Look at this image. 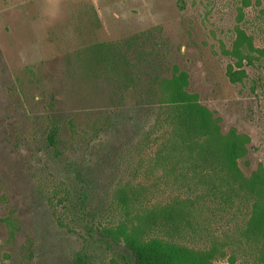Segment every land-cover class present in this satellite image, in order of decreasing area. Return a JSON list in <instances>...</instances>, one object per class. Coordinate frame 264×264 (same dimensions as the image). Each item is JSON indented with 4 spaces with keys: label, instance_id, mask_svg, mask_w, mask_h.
Returning a JSON list of instances; mask_svg holds the SVG:
<instances>
[{
    "label": "rangeland",
    "instance_id": "374dc122",
    "mask_svg": "<svg viewBox=\"0 0 264 264\" xmlns=\"http://www.w3.org/2000/svg\"><path fill=\"white\" fill-rule=\"evenodd\" d=\"M248 1L0 0V264H108L120 250H107L90 227L194 197L155 164L171 130L164 111L136 94L152 68L186 72L188 91L222 132L249 137L243 174L264 168V58L243 64L241 83L226 76L235 26L264 48V0ZM99 43H120L131 65L125 102L114 73L93 66ZM53 118L67 142L61 157L45 142ZM246 204H207L194 229L153 235L195 249L233 241ZM246 263H253L249 247L237 253L236 264Z\"/></svg>",
    "mask_w": 264,
    "mask_h": 264
},
{
    "label": "trees",
    "instance_id": "16d2710c",
    "mask_svg": "<svg viewBox=\"0 0 264 264\" xmlns=\"http://www.w3.org/2000/svg\"><path fill=\"white\" fill-rule=\"evenodd\" d=\"M241 1L243 7L249 5L248 0ZM242 17L240 8L239 23ZM234 33L232 48L224 54L235 60L234 65H228L226 76L236 84L246 77L243 64L252 65L264 58V48H255L251 37L238 25ZM119 44L99 43L90 52L94 68L114 73L119 99L125 102L131 89V65L120 53ZM151 70L144 74L147 85H141L136 94L140 99L145 98L150 108L164 111L171 130L156 153L155 164L166 175H175L186 182L194 197L136 213L130 218L127 215L114 227H90L107 250H120L108 264H223L217 263L221 259H226L227 264H236L237 253L245 247L252 250V264H264V168L259 164L249 176L239 168V160L247 155L249 137L234 128L222 132L220 120L199 102L196 94L188 91L186 72L176 66H172L168 75ZM137 105L141 107L140 103ZM61 130L60 121L53 118L45 137L47 148L59 157L67 146ZM83 200L82 192L78 196L79 212ZM243 202L248 204V217L235 232L233 241L214 239L206 248L195 249L153 235L161 231L172 236L194 229L195 214L202 212L207 204L238 209ZM230 250L234 253H229Z\"/></svg>",
    "mask_w": 264,
    "mask_h": 264
}]
</instances>
